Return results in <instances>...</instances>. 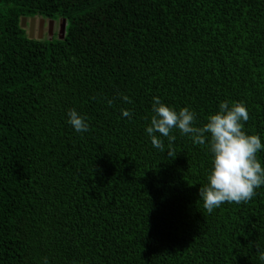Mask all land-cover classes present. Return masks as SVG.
Wrapping results in <instances>:
<instances>
[{
  "label": "trees",
  "instance_id": "1",
  "mask_svg": "<svg viewBox=\"0 0 264 264\" xmlns=\"http://www.w3.org/2000/svg\"><path fill=\"white\" fill-rule=\"evenodd\" d=\"M153 97L197 126L242 102L264 144V0H0V264H264V186L208 213L212 154L154 148Z\"/></svg>",
  "mask_w": 264,
  "mask_h": 264
},
{
  "label": "clouds",
  "instance_id": "2",
  "mask_svg": "<svg viewBox=\"0 0 264 264\" xmlns=\"http://www.w3.org/2000/svg\"><path fill=\"white\" fill-rule=\"evenodd\" d=\"M122 99L131 103L125 95ZM111 103V101H109ZM122 115L131 118L132 113L122 109ZM153 115L146 132L154 148L165 152L163 138H167V155L175 157L172 145L176 140L173 129L189 136L194 144H207L212 154V167L206 177L207 183L199 187V199L211 213L224 203H247L256 195V189L264 186V166L257 153L264 149L259 135L244 130L249 113L244 103L224 101L215 114H210L202 126H197L196 114L188 107L179 111L153 97ZM68 123L77 132H87L89 124L75 109L68 110ZM158 134V135H157ZM258 256L264 261V251ZM47 264V258H44Z\"/></svg>",
  "mask_w": 264,
  "mask_h": 264
},
{
  "label": "water",
  "instance_id": "3",
  "mask_svg": "<svg viewBox=\"0 0 264 264\" xmlns=\"http://www.w3.org/2000/svg\"><path fill=\"white\" fill-rule=\"evenodd\" d=\"M38 20V21H37ZM35 19V17H30L29 21L25 17L20 18V27L25 28L27 27V37L28 38H36V39H41L42 34L44 32V26H45V20L43 18H38ZM37 21V23H36ZM54 21L53 20H47V32L49 36L52 35V25ZM65 25H66V20L64 18L60 19L59 23V29H58V34L57 37L59 39L63 38L64 33H65ZM36 26L37 33L34 32Z\"/></svg>",
  "mask_w": 264,
  "mask_h": 264
},
{
  "label": "rangeland",
  "instance_id": "4",
  "mask_svg": "<svg viewBox=\"0 0 264 264\" xmlns=\"http://www.w3.org/2000/svg\"><path fill=\"white\" fill-rule=\"evenodd\" d=\"M37 21H36V23H37ZM59 23H60V20L54 21V23L52 25V35H51L52 37L57 38ZM46 29H47V22L45 21L44 32L42 34V38H49L50 37ZM25 30H26V28H25Z\"/></svg>",
  "mask_w": 264,
  "mask_h": 264
},
{
  "label": "flooded vegetation",
  "instance_id": "5",
  "mask_svg": "<svg viewBox=\"0 0 264 264\" xmlns=\"http://www.w3.org/2000/svg\"><path fill=\"white\" fill-rule=\"evenodd\" d=\"M35 19L37 20L38 17H35ZM28 21H29V18H28ZM45 21L47 22V20H45ZM26 29H27V27H26ZM34 32L37 33L36 26H35V30H34Z\"/></svg>",
  "mask_w": 264,
  "mask_h": 264
}]
</instances>
